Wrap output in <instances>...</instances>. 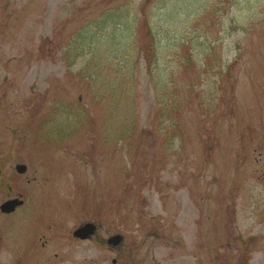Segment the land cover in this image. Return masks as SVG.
<instances>
[{"label": "rangeland", "instance_id": "rangeland-1", "mask_svg": "<svg viewBox=\"0 0 264 264\" xmlns=\"http://www.w3.org/2000/svg\"><path fill=\"white\" fill-rule=\"evenodd\" d=\"M20 195L0 264H264V0H0Z\"/></svg>", "mask_w": 264, "mask_h": 264}, {"label": "water", "instance_id": "water-1", "mask_svg": "<svg viewBox=\"0 0 264 264\" xmlns=\"http://www.w3.org/2000/svg\"><path fill=\"white\" fill-rule=\"evenodd\" d=\"M21 201H19V200H16L15 201V203L16 204H18V203H20ZM120 239H121V236L120 235H114V236H112V237H110L109 239H108V242L109 243H112V244H117L119 241H120Z\"/></svg>", "mask_w": 264, "mask_h": 264}, {"label": "flooded vegetation", "instance_id": "flooded-vegetation-1", "mask_svg": "<svg viewBox=\"0 0 264 264\" xmlns=\"http://www.w3.org/2000/svg\"><path fill=\"white\" fill-rule=\"evenodd\" d=\"M75 241H82L81 239L73 238ZM46 254V253H45Z\"/></svg>", "mask_w": 264, "mask_h": 264}]
</instances>
